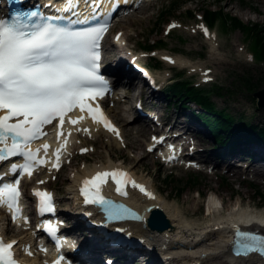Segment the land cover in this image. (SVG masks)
<instances>
[{
  "label": "rangeland",
  "instance_id": "rangeland-1",
  "mask_svg": "<svg viewBox=\"0 0 264 264\" xmlns=\"http://www.w3.org/2000/svg\"><path fill=\"white\" fill-rule=\"evenodd\" d=\"M148 2H150L151 7L135 13L126 23H124L126 16L130 12L137 11L136 8L127 9L118 16L104 45V59L107 61L109 50L115 49L114 52L121 59L122 65L128 59H132L130 64L135 62L136 69L144 68L154 85V88L150 89L148 77L146 79L139 77L147 88L144 90L146 94L147 91L158 92L162 90L163 92V88L178 79L177 74H180L181 79L187 82V87L198 88L203 91L209 90L207 92L209 96L214 95L210 89L215 86L218 88L217 95L214 96L215 98H210L214 107L230 110L231 117L236 118L235 121L256 122V119L264 114V110L258 112L255 109L257 99L252 97V94L264 89V62L259 58L257 52L260 45L264 47V0H146L142 1L143 6L146 7ZM204 10H220L222 17L220 20L214 19V23L208 26L203 20ZM227 17L235 18L241 25L245 26L251 37L248 38L247 33L243 30H233ZM224 20L226 24H224ZM117 36L123 40L118 42V46H115L114 44L117 42L112 40V37ZM256 37L259 39V46L255 48L253 43ZM153 42L157 43V47L150 48ZM160 45H163L164 48L160 49L161 47H158ZM216 47H219L217 52L210 51ZM166 57L171 58V61H167L169 59ZM174 59H177L175 64L178 63V60L188 64L184 68H180L173 64ZM153 64L155 67L152 66ZM193 68L197 71L193 72ZM206 70L217 74L214 82L208 81L205 76ZM155 100L157 103L165 104L162 95L157 94ZM220 100L225 106L221 107L218 104ZM195 106H189L190 110L197 111L198 107ZM245 111H248L250 115L246 114ZM143 112L145 115L146 112ZM225 112L228 114L227 111ZM113 119L115 120V118ZM142 121L143 119H140L139 122L142 123ZM115 122L118 123L116 120ZM135 123H129V130L123 129V135L116 142L112 141L109 135H100L97 138L94 135H83L75 137L76 139L73 138L70 155L64 161L61 170L57 173L48 174L45 172L43 176L38 177L33 182V186H38L39 181H43L44 187L53 192L59 208L65 210V212L59 213L68 217L72 225L76 221L80 222L79 217L82 211L79 207V199L73 198L72 193H70L73 189L71 178L75 175L81 176L82 172L94 167L107 164L121 165L123 169L132 170L131 172L135 176L141 177L150 184L153 189V197L155 196L162 201L165 200L166 204L177 205L178 209L186 215L189 223L209 221L207 217L202 215L201 205L202 197L209 196V193L221 198L223 207L226 206V208L239 201V198L250 200L253 206L260 203V207L264 208V182L261 180L252 181L251 176H241L246 179L245 182L241 178L231 183L221 181L213 176L211 166L208 163L196 164L195 168L183 165L184 161H179L176 165H164L154 153H149V149L146 148L150 140H153L152 137L156 136L153 131L160 130V126H157L159 123L155 121L151 124L147 120L146 123L148 124ZM134 128L146 130L145 137L136 135L133 131ZM167 128H163L162 132ZM172 131L176 132V130ZM201 133L206 134L203 131ZM183 135H180L178 139L189 144L188 150L194 149L197 145L191 144L193 143L191 136ZM207 136L212 140L209 135ZM128 143H132L133 146H136L134 148L138 149L135 151L132 146L127 147ZM82 149H86L87 152L82 151ZM78 153L80 156L74 159ZM195 161L200 160L196 159ZM239 168L240 173H243L246 164H240ZM193 169H198V171ZM250 175L252 174L250 173ZM27 185L23 186L25 195ZM196 192H199V199ZM27 199L25 196L24 200L27 201ZM76 199L78 201H74ZM76 205L78 212L73 215L69 211L71 207L75 208ZM0 217H2L1 214ZM80 223L83 226V222ZM83 232L84 234L81 235L86 238L87 242L99 240L91 230L87 229ZM77 233L79 232L77 231ZM32 235L30 230L24 232L5 231L7 239L15 237L14 239L17 240L19 236H22L23 242L26 243L25 246H28V250L32 253L31 256L27 253V257H33L39 264H42V260L34 253ZM132 238L136 239V237ZM102 243L107 245L106 242ZM132 251V255L127 256L136 259L149 257L147 251L150 250L144 249L141 245ZM139 252L143 255L139 256ZM82 257H86V260L92 258L87 253H81L80 258ZM105 258L108 257L103 256L100 259L101 264H104ZM157 262L161 263L160 261Z\"/></svg>",
  "mask_w": 264,
  "mask_h": 264
},
{
  "label": "snow or ice",
  "instance_id": "snow-or-ice-1",
  "mask_svg": "<svg viewBox=\"0 0 264 264\" xmlns=\"http://www.w3.org/2000/svg\"><path fill=\"white\" fill-rule=\"evenodd\" d=\"M31 17L37 19L29 24L17 25L0 21V161L22 156L24 162L12 163L9 171L15 173L19 169L20 176L27 174L29 177L34 166L47 162L44 157L38 156V150L33 151L29 147L30 143L45 134V125H51L57 120L59 138L65 117L74 108H78L81 113L86 111L94 122L119 136L118 130L103 114L100 106H92L91 103L107 91L106 82L98 75V48L104 26L72 30L50 22L60 19L57 16L40 17L38 13L32 12L29 14V18ZM69 122L77 123L76 120ZM41 147L46 155L49 145L45 143ZM59 153L60 149L54 153L57 159L52 162L53 168L59 166ZM109 178L115 183L116 192L121 195H126L122 185L131 183L133 188L154 198L143 185L132 181L126 172L114 169L99 171L91 179L83 180L80 194L84 197V203L111 205L112 202L101 195V186L107 184ZM20 182V179L0 182V204L7 206L13 219L20 211ZM35 195L39 197L41 212L53 210L49 192L36 191ZM45 228L52 231L50 224H46ZM247 239L251 243L240 245L244 251H256V246L259 245V250L264 252V239L255 236ZM16 243H5L0 238V264H18L12 253ZM56 252L57 258L52 264H62L64 257L59 255V244ZM28 255L31 256L32 253L29 251Z\"/></svg>",
  "mask_w": 264,
  "mask_h": 264
},
{
  "label": "bare ground",
  "instance_id": "bare-ground-1",
  "mask_svg": "<svg viewBox=\"0 0 264 264\" xmlns=\"http://www.w3.org/2000/svg\"><path fill=\"white\" fill-rule=\"evenodd\" d=\"M134 5L135 7H133ZM149 7H151L150 2H148V5L144 7L141 1L131 0L130 5L127 9L136 8L137 11L133 13L130 12L127 15L128 17L126 16L124 23L128 22L131 16L135 13L148 9ZM118 39L120 41L123 40L120 36L118 37ZM218 50L219 47L210 49V51H213V53L217 52ZM114 51L116 50L111 49L108 52V59L105 65L106 71L112 73L125 85H131L133 83L138 85L140 89V96L137 100L139 109L145 111L148 115L153 116L154 114L153 117L159 123V125H162L161 127L164 129L168 127L169 132H172V130H176V132L179 133V136L183 134V136H191V140L193 141V143L191 144L195 143L197 145L194 149L187 153L188 155L194 157H191L192 160H190V162H187L188 165H194L195 162L196 164L208 163L211 166L213 176L220 179L221 181L224 180L231 183L241 178L242 181L245 182L246 179L242 177L251 176L252 181L261 180L262 182H264L263 142H260L258 140L255 141L254 139H248V142L245 141V139H238L232 144L225 143L224 139L221 140L220 138L215 136L212 129L203 121L202 116L200 118L194 116L193 113L200 115L201 111L199 109L197 111H192L190 110L189 106L196 105L195 107H199L198 104L189 100L186 103L187 106L185 108H182L180 104H177L176 101L172 99V97L168 96L165 93L166 87L163 88V92L162 90L158 92L147 91L148 93L146 94L144 90H146L147 88L144 82L139 79L140 74L134 69V64L136 65V63L133 62L132 64H130V61L132 59H128V61L124 65H122L121 59L115 54L116 52ZM166 58L169 59L167 61H171V58ZM175 61H177V59L173 60V64L177 65L180 68H184L185 65L188 64L187 62L182 60H178V63L175 64ZM192 71H197V69L193 68ZM134 75L138 76V78H135ZM205 76L207 77L209 82H214L216 80L217 74L206 70ZM211 88H215V93L214 95L208 96L209 101L212 98H215L214 96L217 95L218 91V88H216L215 86H212ZM263 90L264 89L260 91ZM157 94L164 97L165 104L157 103V101L155 100ZM211 101L210 103L212 104ZM218 104L221 107L225 106L221 100L218 102ZM214 109L219 111H227L229 116H232L231 111L226 108L219 109V107L215 106ZM255 109L258 112H262V110H264V107L256 106L255 102ZM245 113L250 115L248 111H245ZM111 116L114 117L121 126L119 127V136L117 138L112 134L109 135L111 140L116 142L120 139L121 135H123V129L129 130V125L127 121L123 120L122 118L116 117L114 113H112ZM256 120V122L253 121L249 123L250 126L252 128L256 126L257 128L264 130V114ZM234 123L231 125V128L236 130L237 128ZM142 124L147 123L145 120H143ZM145 131L138 132V135L145 137ZM202 131L206 132V134L201 133ZM88 135H94L97 138L100 135L107 134L93 127ZM207 135L211 137L213 142ZM74 139L76 138L74 137ZM156 139L157 136L155 137V140ZM182 142L184 145V149L187 150L189 144L186 141ZM131 146L135 151L138 149L134 148L136 146H133L132 143H128L127 147ZM150 146L151 143H149L146 148L149 149ZM255 149H258V151H255ZM79 153L74 157V159L80 156ZM196 159L200 161H195ZM238 164H246V168L243 173H240ZM114 169L122 170L124 172L128 171L133 177L130 178L132 181H135L137 184L143 185L146 191L152 194L153 189L151 188L150 184H148V182L141 177L135 176L131 172L132 170L130 171L127 169H123L121 165L117 166L107 164L99 167H94L86 172H82L83 174L81 176L75 175L74 177H72L71 187L73 189L70 193H72L73 198H77L75 192H78V190L81 188L83 178L90 177V175L93 176L99 171H111ZM47 173L49 174L50 172L47 171ZM250 173L252 175H250ZM228 185L230 184L228 183ZM209 189L211 190V188ZM127 193L128 198H126L127 200L125 199L126 201H124L136 208L139 212H142L143 217L140 224L129 223L125 224L124 227L127 229L126 231L132 235V237H136L137 240L143 242L141 243V246H143L144 249L150 250L147 251L149 253V257L136 259L132 256H127L129 254L132 255L133 251L127 248L111 249L103 244L101 240H94L89 243V245H86L81 234H84L83 231L87 229L91 230V232L94 234V228L92 229L91 227H86L87 229H84L81 223L76 221L73 226L79 233H74L72 235L77 240V243L75 245L76 248H78V253H87L91 255L92 258H95L97 260H100L103 256H106L108 257L107 259L111 261V264H244V261H246L245 264H264V262L259 263L260 260L258 258H255L254 256L247 257L246 259L233 258L230 255V247L228 246L230 244L229 238L234 226L239 227L241 224H250L255 229H257L258 226H256L252 222L256 221H253L256 217H264V208L260 207V203H256L253 206L250 200L239 198V201H236V203L231 204L226 208V206L223 207L224 205L221 201V198L214 194H211V197L214 196L218 203L223 207V210H221L223 213L216 217L210 213L211 218H208L209 221L199 222V224L189 223L186 215L178 209L177 205L166 204L165 200L162 201L158 198L157 200H155L149 199L148 196H143L142 192H140L137 188H133L131 183L127 184ZM198 193L199 192H196L197 195H199ZM209 199L211 201L208 203H210L212 207L215 206V199ZM193 200L196 199L193 198ZM205 200H208V198L206 197ZM74 201L78 200L76 199ZM204 204L205 203H202V207L205 206ZM148 206H154L157 211L163 214L164 218L169 223V226L165 231L159 233L156 230L150 229L151 227L149 224V213L144 211V208ZM207 208L210 209L208 206ZM61 211L65 212L63 208L60 209V212ZM69 212L73 215L77 214L78 206L76 205L75 208L71 207ZM60 216L66 224V229H69L71 224L68 220V217H65L62 214H60ZM90 217L91 218L87 219V221L90 223V225H94L95 217L92 215ZM4 221L5 219L3 217H0L1 229L5 231L6 229L4 228ZM263 226L264 225H261V227ZM66 229L63 230L65 231ZM14 238L15 237L11 239L17 242L16 247L18 251L20 248L25 247L26 243L23 242L24 238L22 236H19L17 240H15ZM62 242H69V239L66 238L65 240H62ZM29 251L30 250H25L26 255L22 258L21 261L25 263L30 262V264H39L36 259H33V257H27V253ZM142 255L143 254L139 252V256ZM146 259H148V261H146ZM157 261H160L161 263H158Z\"/></svg>",
  "mask_w": 264,
  "mask_h": 264
},
{
  "label": "trees",
  "instance_id": "trees-1",
  "mask_svg": "<svg viewBox=\"0 0 264 264\" xmlns=\"http://www.w3.org/2000/svg\"><path fill=\"white\" fill-rule=\"evenodd\" d=\"M219 11L220 10L203 11V20L208 24V26H211L214 23V19L220 20L222 14ZM227 18L229 19L233 30H243L245 33H247L248 38L251 37V34L248 33L249 30L245 26L241 25L240 22H238L235 18ZM224 24H226L225 20ZM253 44L255 48L259 46V39L257 37ZM156 45L157 43L153 42L150 48H153ZM162 46L163 45H160L158 47H161L160 49H163L164 47ZM258 49V56L264 62V47L260 45ZM152 66L155 67V64H153ZM176 76L178 77V79L174 80L170 85L166 87L165 93L168 96L172 97V99L176 101L177 104H180L182 108H185L187 106L186 103L189 100L198 104V109L201 111V114L197 115L193 113L194 116L198 118L202 116L203 121L212 129L215 136H217L221 140L224 139L225 143L229 144L236 142L238 139H245V141L247 142L248 139H254L255 141L258 140L264 143L263 129H259L256 126L252 128L249 123H245L241 120L235 121V119L229 116V114H227L225 111L214 109L213 105L208 99L209 93L207 94V92L209 90H195L191 87H187V82L181 79L180 74H177ZM134 77H136V75H134ZM210 92L215 93L214 89H210ZM233 123L236 125V130L231 128V125Z\"/></svg>",
  "mask_w": 264,
  "mask_h": 264
},
{
  "label": "water",
  "instance_id": "water-1",
  "mask_svg": "<svg viewBox=\"0 0 264 264\" xmlns=\"http://www.w3.org/2000/svg\"><path fill=\"white\" fill-rule=\"evenodd\" d=\"M252 97L257 99L256 106L264 107V90L252 94ZM149 217L150 229L156 230L160 233L168 228V222L165 220L163 214L157 211V209L150 211Z\"/></svg>",
  "mask_w": 264,
  "mask_h": 264
}]
</instances>
